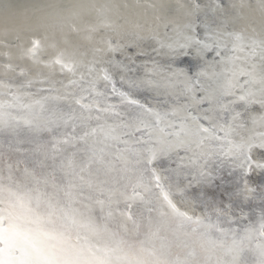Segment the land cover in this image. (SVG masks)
Segmentation results:
<instances>
[{"label":"snow or ice","instance_id":"obj_1","mask_svg":"<svg viewBox=\"0 0 264 264\" xmlns=\"http://www.w3.org/2000/svg\"><path fill=\"white\" fill-rule=\"evenodd\" d=\"M132 7L152 10L147 28L129 30ZM256 10L264 0L89 2L71 17L80 28H58L65 48L47 65L82 68L78 79L0 81V264H264V19L236 27ZM100 27L117 38L95 40ZM3 46L39 63V38ZM225 166L235 195L261 204L242 229L222 227L233 194L222 205L208 190Z\"/></svg>","mask_w":264,"mask_h":264},{"label":"bare ground","instance_id":"obj_2","mask_svg":"<svg viewBox=\"0 0 264 264\" xmlns=\"http://www.w3.org/2000/svg\"><path fill=\"white\" fill-rule=\"evenodd\" d=\"M89 2H94L97 7L105 4H128L135 6L137 3L146 5L150 3L164 2L174 5L176 0H0V81H4L13 85L24 83L26 79L32 78L34 81L46 79L49 82H55L57 87L68 84L70 80L78 79L79 73L83 71L82 68H77L76 74L61 70L59 65L52 67L47 66L58 55L60 49L65 48L62 43V34L58 28L63 27L67 31L68 24H73L77 28L82 26V21L79 19L71 18L75 13L80 10L81 5ZM188 3L189 0H184ZM200 3H208L209 9L213 0H199ZM255 4V0H250ZM121 12L127 16L131 30V25L140 24L147 28L151 24V17L153 12L146 7L136 8L132 7L128 10L121 9ZM247 19L236 25L237 28L243 27L248 24L259 30L262 18L260 12L247 11ZM68 18V19H64ZM91 19L93 23L106 20L108 23L123 24L124 21L118 19L112 13H107L104 16H97L95 12L92 13ZM17 35L20 39H16ZM83 33H69V39L73 43L81 44L84 48L90 47L83 39ZM95 40H101L106 37H116V33L111 28L100 27V30L93 34ZM36 37L41 40V46L37 53L39 63H34L30 59H21V51L19 47L10 46L5 48L4 42L9 45H27L29 38ZM55 45V46H54ZM70 50V49H69ZM4 53H9L11 59L6 57ZM117 55V59H119ZM88 59H91L89 55ZM11 63L14 71H6L3 67L4 64ZM99 67V66H98ZM23 68L27 72V76L19 75L20 69ZM114 71V70H113ZM116 87L121 90H127L126 85L119 82V73L114 76ZM41 85L36 82L33 87L27 89L30 92H37ZM100 89L103 90V82L100 84ZM110 88V86H109ZM140 99L148 97V93H138ZM115 99V98H114ZM221 175L223 180H218L216 183L219 185L211 186L208 190L215 194L216 201L222 205H227L229 201V193H232V223L229 224L225 221L222 227L242 229L250 223H256L260 216L261 204L259 200L251 202L244 201L235 193L238 192L239 177L238 175H228V168L225 166ZM254 183H260V177L253 178ZM228 191L225 192L224 190ZM175 202L181 211H187L190 215H202L204 208L199 203L195 205L186 204L179 196L175 198ZM79 207V205H78ZM140 206L137 205L133 212L135 213ZM97 215L99 210L97 209ZM148 213L145 211V216ZM215 219V216H213Z\"/></svg>","mask_w":264,"mask_h":264}]
</instances>
